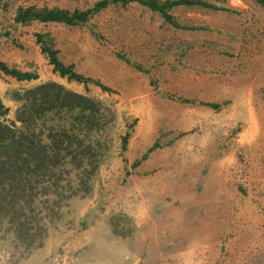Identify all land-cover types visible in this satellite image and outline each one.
Segmentation results:
<instances>
[{
	"label": "rangeland",
	"instance_id": "rangeland-1",
	"mask_svg": "<svg viewBox=\"0 0 264 264\" xmlns=\"http://www.w3.org/2000/svg\"><path fill=\"white\" fill-rule=\"evenodd\" d=\"M93 1L0 0V20L10 24L17 5L85 9ZM202 1L226 9L176 6L184 27L174 28L138 3L108 5L91 19L99 37L87 26L36 22L0 40L8 66L37 74L17 81L0 71L8 119L19 106L12 90L50 79L98 101L110 136L132 134L124 152L112 139L97 176L84 178L89 188L55 204L58 212L57 195H48V215L29 217L47 226L39 248L19 255L15 237L0 232V264H264V7ZM38 28L53 35L65 65L111 92L52 72Z\"/></svg>",
	"mask_w": 264,
	"mask_h": 264
},
{
	"label": "trees",
	"instance_id": "trees-1",
	"mask_svg": "<svg viewBox=\"0 0 264 264\" xmlns=\"http://www.w3.org/2000/svg\"><path fill=\"white\" fill-rule=\"evenodd\" d=\"M255 1L264 7V0ZM129 3H138L148 11L158 13L174 28L184 27L174 21L171 10L176 6L198 5L221 10L225 8L202 0H95L85 9L46 4L17 5L10 24L2 25L0 20V40L14 39L11 36L15 31L32 28V24L36 22L71 27L87 26L99 37L91 21L94 13L108 5L125 6ZM5 10L6 2L0 5V17L5 16ZM195 28L197 27L185 25L187 30ZM32 33L40 52L51 64L52 72L69 82L74 81L85 86L92 84L103 91L111 92L100 80L77 73L71 65H65L58 55L59 50L55 47V40L50 32L38 28L32 29ZM120 58L140 70L124 55L121 54ZM29 65L32 66L31 63ZM0 71L17 81L37 78L34 71H22L15 64L8 66L2 58ZM10 96H13V102L19 104L13 119L6 117L8 108L0 97V232L13 235L19 251H22L19 255H23L25 251L27 254L39 248L47 237L46 224L35 223L32 226L29 217L36 219L38 216L40 221L48 215H43V204L53 203L48 195L53 199L57 195L53 210L58 212L59 206L56 205L62 200L71 199L82 189L89 188L84 178L97 176L100 158H107L112 139L121 138V151L124 152L132 134L126 132L122 137L110 136L111 119L109 122L102 121L100 103L54 80L47 79L32 86L14 89ZM209 106L218 108L215 104ZM107 139H110L109 143L103 145ZM157 145L155 142L140 159L133 161L132 173L136 172L134 170L140 161ZM63 160L76 162L67 167ZM129 172L126 174H130ZM66 184L68 188L64 192ZM183 190H187L186 184ZM51 213L53 216L54 211L51 210Z\"/></svg>",
	"mask_w": 264,
	"mask_h": 264
}]
</instances>
